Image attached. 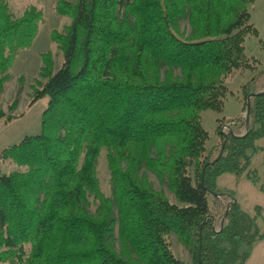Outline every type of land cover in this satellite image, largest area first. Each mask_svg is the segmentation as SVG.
I'll return each mask as SVG.
<instances>
[{
  "label": "trees",
  "instance_id": "trees-1",
  "mask_svg": "<svg viewBox=\"0 0 264 264\" xmlns=\"http://www.w3.org/2000/svg\"><path fill=\"white\" fill-rule=\"evenodd\" d=\"M13 1L0 0V96L45 21L34 5L16 16ZM254 2L57 1V13L72 22L52 32L63 65L51 73V56L42 54L49 74L31 100L48 98L41 131L2 152L16 168L0 173V263L189 264L172 248L175 235L193 264H246L264 238L261 208L247 213L220 192L218 179L246 175L264 191V173L251 168L264 136V89L245 86L248 131L223 135L216 156L202 114L222 111L227 79L252 67L245 42L258 32L250 23ZM17 106L14 100L0 119H13ZM103 149L112 196L97 174ZM141 170L155 173L177 202ZM210 195L220 207L229 201L219 231Z\"/></svg>",
  "mask_w": 264,
  "mask_h": 264
},
{
  "label": "rangeland",
  "instance_id": "rangeland-1",
  "mask_svg": "<svg viewBox=\"0 0 264 264\" xmlns=\"http://www.w3.org/2000/svg\"><path fill=\"white\" fill-rule=\"evenodd\" d=\"M58 0H14L12 11L20 16L30 5L36 6L44 14V23L41 24L39 33L29 49L20 52L17 61L11 68L12 80L7 84L3 94L0 96V112L6 111L14 100L18 101L16 110L12 113L15 117L10 121L0 119V173L12 172L16 166L2 158V152L9 146L20 143L26 136L35 135L41 131V119L48 104V98H41L31 104L35 89L39 88L47 78L49 71L42 73L45 66L42 54H50L51 65L47 70L51 73L58 70L64 61V54L59 43L52 40V32L64 33L71 24L72 18L57 13L56 4ZM72 1V0H69ZM250 23L257 29V34L246 37V55L252 67L240 69L226 81L228 94L224 100L222 111L212 109L205 110L202 114L204 128L209 133L207 149L213 151L216 156L221 147L223 135L227 137L232 128L236 135L246 132L245 121L247 110L245 109L246 95L245 86L250 90L264 89V0H255L250 6ZM180 33L189 35L191 25L188 20L180 22ZM22 78V79H21ZM259 150L252 155L251 168L256 169L262 178L264 173V136L257 142ZM145 172V173H144ZM97 174L100 187L106 196L113 195V187L110 182V170L108 167L107 150L103 149L98 160ZM146 174L156 189H164L173 202L174 195L166 186H162L155 173L141 170L140 175ZM218 189L224 195H232L241 207L250 215L257 213V207L261 208V216L258 223L264 232V191L260 184L254 183L246 175L237 178L233 173H226L218 179ZM210 205L214 206L212 220L215 228L219 230L221 217L227 207L228 200L214 202L212 195L208 196ZM90 211L95 213L97 203L93 202ZM220 204V203H219ZM117 233V230L115 231ZM176 255L189 264L194 263V257L190 250L182 245L178 238L173 235L169 239ZM0 264H11L3 262ZM246 264H264V238L254 243L250 248V256Z\"/></svg>",
  "mask_w": 264,
  "mask_h": 264
},
{
  "label": "built area",
  "instance_id": "built-area-1",
  "mask_svg": "<svg viewBox=\"0 0 264 264\" xmlns=\"http://www.w3.org/2000/svg\"><path fill=\"white\" fill-rule=\"evenodd\" d=\"M230 129V131L232 132L233 130H232V128H229ZM234 132V131H233ZM246 132H247V127H246ZM245 132V133H246ZM244 133V134H245ZM244 134H242V135H244ZM213 219H215V218H213ZM221 228H222V222H220V228H219V230H221ZM217 231H219L218 229H216Z\"/></svg>",
  "mask_w": 264,
  "mask_h": 264
},
{
  "label": "water",
  "instance_id": "water-1",
  "mask_svg": "<svg viewBox=\"0 0 264 264\" xmlns=\"http://www.w3.org/2000/svg\"><path fill=\"white\" fill-rule=\"evenodd\" d=\"M248 113V112H247ZM247 131H248V128H247ZM232 198V197H231ZM233 202H236V199L233 198ZM230 205V204H229Z\"/></svg>",
  "mask_w": 264,
  "mask_h": 264
}]
</instances>
